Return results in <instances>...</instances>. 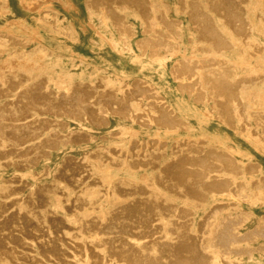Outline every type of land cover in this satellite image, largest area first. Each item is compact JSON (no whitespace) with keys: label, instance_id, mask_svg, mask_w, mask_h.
<instances>
[{"label":"bare ground","instance_id":"1","mask_svg":"<svg viewBox=\"0 0 264 264\" xmlns=\"http://www.w3.org/2000/svg\"><path fill=\"white\" fill-rule=\"evenodd\" d=\"M173 2L0 0V18L25 31L0 27V168L15 171L0 173V264H264V165L215 128L194 134L192 121H216L264 153V0ZM58 12L66 36L89 31L154 65L179 100L145 76L54 69L68 51L49 47L38 22ZM111 119L124 122L120 138L91 149L83 126ZM70 148L82 156L50 169ZM40 175L50 182L27 180Z\"/></svg>","mask_w":264,"mask_h":264},{"label":"rangeland","instance_id":"2","mask_svg":"<svg viewBox=\"0 0 264 264\" xmlns=\"http://www.w3.org/2000/svg\"><path fill=\"white\" fill-rule=\"evenodd\" d=\"M170 4H173V0H168ZM48 3V2H45ZM44 3V4H45ZM53 5V4H52ZM50 7H45V9ZM53 9H58L56 5H54ZM173 10V8H171ZM57 11V10H55ZM59 15L53 19L45 20L43 22H38L39 36L44 39L49 47L55 50H67L68 54L63 55L59 59H54L51 63V66L54 69H63L67 71L73 78H78L80 76L86 78L96 77L99 74L105 75L110 78L112 82H117V77L120 73L128 74L127 78H131L134 75L145 76L154 84H159L162 88V91L168 97V99L173 102L179 100V95L177 94L174 84L171 79L164 73L160 75L158 68L149 63L139 64L137 61L133 60L127 55L120 54L118 55L115 50L107 47V46H99L92 38L89 31H79L75 37H68L65 35L64 31L68 27L67 21L62 18V12H58ZM184 27L186 26L185 19H182ZM27 24H29L33 28V24L37 21L32 19H27ZM10 25V27L18 28L19 31L23 28V24L18 23H8V20H3L0 18V27H4L6 25ZM21 31L22 34H25ZM25 32V31H24ZM184 41H188L187 31L184 33ZM32 44V43H30ZM27 48H32L29 44L26 46ZM69 53H71L69 55ZM49 60V57L45 58ZM53 60V59H52ZM83 61V64L80 61ZM97 67L98 70L94 68ZM54 74H55V70ZM163 73V72H161ZM185 103L189 100L186 97L181 99ZM193 106V105H191ZM192 121L195 122V128L193 133L196 134L200 132L203 128H215L216 133L226 135L228 143L231 145H237L240 149H242L246 154H248L252 159L256 160L260 164L264 165V153L255 150L254 147L248 143V141L241 135L234 133L231 130H228L223 125L216 121H212L209 119H200L197 117H193ZM111 122L114 123V126L110 128H98V127H84L89 130V132L93 135L92 139V148L106 146L112 139L120 138V136L113 134L114 131L119 129L120 124L124 123L123 121H119L116 119H111ZM116 123H120L116 125ZM70 129L76 130L79 128L78 124L75 121H69ZM134 129L137 130V134L141 139L147 138L149 133L145 132L143 129L138 127L137 125H132ZM125 136H121L124 138ZM166 145L167 148L172 143V137H166ZM73 156L76 158H80L82 156V151L80 149H67V150H58L53 153L51 161H48L50 169H55L58 163L66 156ZM44 162H40L39 164H44ZM38 167L36 170H39ZM140 170V169H139ZM0 173L4 175V179H9L14 176L15 171H13L12 167L9 168H0ZM120 175V172H118ZM126 175V174H125ZM30 183L39 180L41 183L46 180V182H50V179L45 178L44 176H37L35 178L28 177L27 179ZM241 205L245 209H250L254 212H258V207L249 205L246 202H241Z\"/></svg>","mask_w":264,"mask_h":264}]
</instances>
